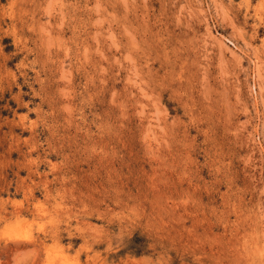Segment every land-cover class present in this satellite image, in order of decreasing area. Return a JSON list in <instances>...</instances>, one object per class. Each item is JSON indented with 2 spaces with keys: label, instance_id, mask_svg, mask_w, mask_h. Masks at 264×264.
Returning <instances> with one entry per match:
<instances>
[{
  "label": "rangeland",
  "instance_id": "1",
  "mask_svg": "<svg viewBox=\"0 0 264 264\" xmlns=\"http://www.w3.org/2000/svg\"><path fill=\"white\" fill-rule=\"evenodd\" d=\"M0 264H264V0H0Z\"/></svg>",
  "mask_w": 264,
  "mask_h": 264
}]
</instances>
